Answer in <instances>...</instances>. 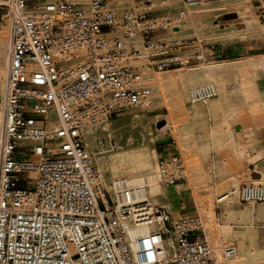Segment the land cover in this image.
<instances>
[{"label":"built area","instance_id":"1","mask_svg":"<svg viewBox=\"0 0 264 264\" xmlns=\"http://www.w3.org/2000/svg\"><path fill=\"white\" fill-rule=\"evenodd\" d=\"M155 1L0 0V30H6L8 45L0 264L233 263V245L217 253L209 248L198 212L174 218L144 198L142 185L125 178L111 191L101 188L84 145L83 126L147 100V75L205 63V46L193 47L192 38H162L185 23L184 5L193 0ZM256 9L264 26V1ZM213 94L207 85L190 92L201 102ZM50 112L55 120L47 118ZM165 144L156 182L168 188L184 171L172 141ZM96 146L102 147L100 139ZM233 197L249 205L264 202V186L240 185L216 203ZM141 227L148 230L136 235Z\"/></svg>","mask_w":264,"mask_h":264},{"label":"crops","instance_id":"2","mask_svg":"<svg viewBox=\"0 0 264 264\" xmlns=\"http://www.w3.org/2000/svg\"><path fill=\"white\" fill-rule=\"evenodd\" d=\"M224 16L231 21L227 25L235 29L250 21L242 15L237 19ZM239 24L242 26L236 28ZM202 46L204 62L209 66L206 72L187 67L159 72L161 92L165 96L179 94L182 102H174L170 108L162 103L147 108V114L152 111V131L151 125L157 126L164 118V125L153 131L157 157L167 150L165 143L172 141L185 174L168 187L171 191L165 188L164 204L174 218H188L198 212L214 252L223 245L234 246L232 264H264V202L216 203L217 197L231 188L264 186V37ZM206 82L218 86L222 94L194 110L185 93ZM160 110L165 113H155ZM176 212L179 217L174 216Z\"/></svg>","mask_w":264,"mask_h":264},{"label":"bare ground","instance_id":"3","mask_svg":"<svg viewBox=\"0 0 264 264\" xmlns=\"http://www.w3.org/2000/svg\"><path fill=\"white\" fill-rule=\"evenodd\" d=\"M246 1L232 0L231 5L233 6L229 9H223L219 13L231 11L238 16L249 13L250 9H247L248 4H246ZM175 5V2H173L172 6ZM209 8L210 6L206 2H201L200 4H185L184 9L187 11L185 23L179 26L178 31H171L172 37H186L193 30H202L203 24L201 23V14H205L208 17L218 14L210 11ZM234 29L233 25L228 24L224 28L213 26L206 32L202 30L204 33H202L200 45L216 43L224 39ZM235 37L246 41L263 38L264 26L257 19H251L245 24L244 30L236 34ZM7 52V32L5 29H2L0 30V122ZM208 67L206 63H202L199 68H203L206 72ZM169 70L171 69L153 71L145 77V82L149 87L150 94L147 100L131 110V113L129 112L130 114L126 118L117 119L119 117H116L83 126L81 133L84 145L87 152L90 154V163L101 188L111 191L117 179L125 178L128 182L142 185L144 187V198L149 201L159 202L161 204L166 202V189L156 182L157 163L159 161L155 151L157 136L153 133L149 124L148 114L152 111H148L147 114L146 109L150 105L158 103H162L170 108L174 102H182L179 94L165 96L161 92V78L159 72H166ZM178 71L180 70L178 69L177 73ZM169 76L172 78L174 77L172 73H170ZM199 85L209 86L214 94L207 101L201 102L191 98L190 92L196 87H190L185 93V98L190 102L194 110L207 106L211 101L215 100V98H219L222 94L220 88L213 83L212 85L210 83H202ZM46 116L49 120H55L56 118L55 114L52 112L47 113ZM102 138L105 140L106 145L105 148L100 149L96 146V142L98 139ZM111 142H114V144H111ZM184 177L185 174L183 175V178ZM231 189L236 190L238 187ZM230 201L237 202V199L233 197ZM200 226L202 228L201 222ZM147 230L148 228L141 227L135 231V234L140 235ZM206 242L209 246L207 239ZM209 248L211 249L210 246ZM164 249L167 254L170 253L166 246Z\"/></svg>","mask_w":264,"mask_h":264},{"label":"rangeland","instance_id":"4","mask_svg":"<svg viewBox=\"0 0 264 264\" xmlns=\"http://www.w3.org/2000/svg\"><path fill=\"white\" fill-rule=\"evenodd\" d=\"M158 1L159 0H156L155 3L158 2ZM168 1H170V0H168ZM201 2L208 3L209 6H210L209 10L210 11H213L214 13H218V14H215L214 16H212V17H208L205 14H201L202 15V16H200L201 17V23L203 24V27H202L203 29L202 30L204 32H206L208 29L212 28L213 26H218L220 28H224L225 26H227V23H231V21H228V20L225 19V16H224L225 14H234V17H235L234 19H237L239 17L238 15H236L234 12H231V11H225V12L219 13L223 9H229V8H231L233 6V5H231L232 0H197V1H194L193 0V1H190V2H188L186 4H190V3L200 4ZM255 2H256V0H247L246 1V4H248L247 9H250V12L249 13H246V14H244L242 16H246L249 20H251V19H257V17H256V15H257V12H256L257 11V9H256L257 4ZM171 3L173 4V2H171ZM243 20H245V19H243ZM259 22H261V21H259ZM239 26H242V25L239 24V25H237L236 28H240ZM244 27L241 28V29H234L224 39H222V40H220V41H218L216 43H213V44L214 45L215 44L226 45V44H230V43H232L234 41L240 40L239 38H236L235 35L238 34V33H241L244 30ZM202 30L201 29H200V31L199 30H197V31L196 30H193V31H191V33L189 35H187L186 37H183V38H192L194 40L193 47L200 48V46H202V45H200V41L202 39V33H204ZM165 37H172L171 31H168L167 34L165 36H163L162 38H165ZM193 50H195V49H193ZM199 67H200V65L197 68H194V69L188 68V69L192 71V70L198 69ZM209 83L212 85L211 82H209ZM200 84H202V83H200ZM198 85L199 84L195 85L194 87H197ZM146 110H148V109H146ZM129 112L131 113V111H128L127 112L128 114L125 113V114H122V115H118L117 117H119V118H117V119L126 118L130 114ZM155 113H159V114H162L163 115L165 113V110H160V111L155 112ZM114 118H116V117H114ZM148 118L151 119V114H148ZM162 121L163 122L158 123L157 126H155V127H154V125H151L152 128H153V131H155L157 128H160L161 126L164 125V118L163 117H162ZM100 140H101V143H102V147H99L98 146V148L103 149V148H105L106 142H105V140L103 138L100 139ZM167 142H169V140ZM111 144H114V142H111ZM26 177L30 179V178H33L34 175L31 174V173H29V174H27ZM167 190L168 191H171L172 189L171 188H167ZM170 197H174V195L173 194H170ZM153 203L159 204L160 206H164V207H167L168 206V205H166L164 203H162V204L159 203V202H153ZM223 206H225V204ZM174 216L175 217H179V213L178 212L174 213Z\"/></svg>","mask_w":264,"mask_h":264},{"label":"water","instance_id":"5","mask_svg":"<svg viewBox=\"0 0 264 264\" xmlns=\"http://www.w3.org/2000/svg\"><path fill=\"white\" fill-rule=\"evenodd\" d=\"M225 15L230 16V17H231V16H234V14H225Z\"/></svg>","mask_w":264,"mask_h":264}]
</instances>
